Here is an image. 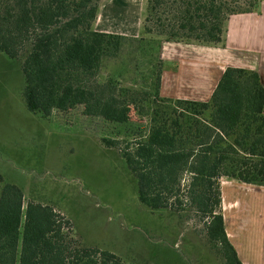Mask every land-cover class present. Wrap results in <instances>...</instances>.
I'll return each instance as SVG.
<instances>
[{"label": "trees", "instance_id": "obj_1", "mask_svg": "<svg viewBox=\"0 0 264 264\" xmlns=\"http://www.w3.org/2000/svg\"><path fill=\"white\" fill-rule=\"evenodd\" d=\"M262 1L146 0L136 39L95 31L103 0H0V52L20 65L29 112L49 118L82 107L87 117L109 120L115 96L95 81L105 59L127 42L145 49L155 41L159 50L162 41L224 45L230 18L257 12ZM158 60L150 126L122 151L138 200L153 211L167 209L173 192L186 187V201L208 220L209 240L226 264H242L226 234L220 182L264 187L261 76L229 67L209 101L171 99L161 96ZM70 228L48 204L29 201L24 208L23 190L0 174V264H125L112 252L83 247Z\"/></svg>", "mask_w": 264, "mask_h": 264}, {"label": "rangeland", "instance_id": "obj_2", "mask_svg": "<svg viewBox=\"0 0 264 264\" xmlns=\"http://www.w3.org/2000/svg\"><path fill=\"white\" fill-rule=\"evenodd\" d=\"M158 57L155 41L145 49L127 42L104 60L95 81L115 96L106 120L85 116L82 107L49 118L29 112L20 65L0 52V174L23 190L24 208L29 201L52 206L83 247L125 264H226L209 240L208 220L186 201V187L173 192V206L153 211L139 202L122 158L150 126ZM103 138L120 145L105 147Z\"/></svg>", "mask_w": 264, "mask_h": 264}, {"label": "crops", "instance_id": "obj_3", "mask_svg": "<svg viewBox=\"0 0 264 264\" xmlns=\"http://www.w3.org/2000/svg\"><path fill=\"white\" fill-rule=\"evenodd\" d=\"M146 0H103L94 29L137 38ZM161 96L207 102L229 67L253 70L264 84V0L257 12L234 15L221 46L164 41ZM221 212L242 264H264V187L221 179Z\"/></svg>", "mask_w": 264, "mask_h": 264}]
</instances>
